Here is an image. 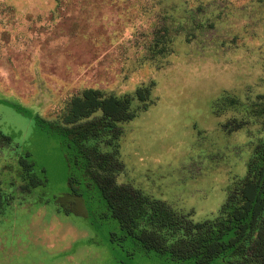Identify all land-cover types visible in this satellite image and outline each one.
<instances>
[{"label":"rangeland","instance_id":"rangeland-1","mask_svg":"<svg viewBox=\"0 0 264 264\" xmlns=\"http://www.w3.org/2000/svg\"><path fill=\"white\" fill-rule=\"evenodd\" d=\"M151 82L119 124L116 180L211 219L264 138V0H0V264H183L124 233L48 124L84 88ZM223 94L235 102L218 111Z\"/></svg>","mask_w":264,"mask_h":264},{"label":"trees","instance_id":"trees-1","mask_svg":"<svg viewBox=\"0 0 264 264\" xmlns=\"http://www.w3.org/2000/svg\"><path fill=\"white\" fill-rule=\"evenodd\" d=\"M152 86L151 82L122 95L84 88L71 97L63 122L48 124L82 155L86 171L111 216L143 249L183 264H264V138L253 150L246 176L234 183L218 215L211 219L195 221L189 213L151 198L129 183L117 182V174L123 168L118 151L122 133L119 124L148 107ZM234 102L231 96L223 94L215 105L221 111ZM259 103L254 105L255 109ZM261 105L264 109V102ZM0 142L11 143V138L1 130ZM27 155L18 161L30 172L33 162ZM36 183L39 180L32 175L22 188L29 190ZM3 203L0 193V213Z\"/></svg>","mask_w":264,"mask_h":264}]
</instances>
